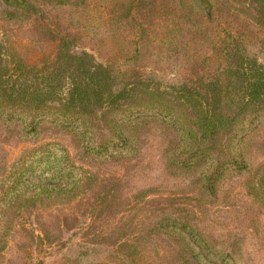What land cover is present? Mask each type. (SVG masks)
I'll return each mask as SVG.
<instances>
[{"label":"rangeland","instance_id":"rangeland-1","mask_svg":"<svg viewBox=\"0 0 264 264\" xmlns=\"http://www.w3.org/2000/svg\"><path fill=\"white\" fill-rule=\"evenodd\" d=\"M36 2L37 18L0 23L3 64L18 59L41 63L60 34L73 39L76 51L87 50L98 62L124 70L118 83L134 74H155L161 85L170 86L203 73L215 62L214 50L199 40L165 41V47H159L158 29L169 21L159 14L144 16L147 4L142 0ZM239 19L233 23L240 29L247 24L257 30L245 17ZM39 23L52 31L46 32ZM206 55L212 58L205 62ZM19 122L0 118V178L27 149L44 142L64 145L89 176L84 179L81 172L65 198L55 192L28 200L32 187L26 186L1 200L0 222L8 218L0 225L6 239L5 244L0 242V264H118L126 258V242L137 250L139 264H196L189 254H179L182 248L190 253L185 238L163 232L161 225L173 218L194 226L202 243L217 255L232 254L228 263L264 264V192L254 190L264 172V131L250 137L247 170L228 173L215 193L208 194L198 190L204 168L197 172L170 168L172 157L182 149L175 129L161 119L147 116L138 121L134 151L125 157L85 152L83 136L90 141L95 133L93 142L112 137L104 123L91 133L84 127L44 121L37 132L25 134ZM11 181L0 182V189Z\"/></svg>","mask_w":264,"mask_h":264},{"label":"trees","instance_id":"trees-1","mask_svg":"<svg viewBox=\"0 0 264 264\" xmlns=\"http://www.w3.org/2000/svg\"><path fill=\"white\" fill-rule=\"evenodd\" d=\"M47 1L72 5L82 2ZM142 3L147 4L141 11L144 16L159 14L169 21L158 29L160 39L155 41H160L159 47H165V41L182 44L185 40H199L198 44L214 50L213 65L170 86L161 85L155 74H134L118 83L124 70L117 71L113 63L98 62L87 50L76 51L73 39L60 34L42 65L22 59L3 64L0 57V118L21 121L25 134L37 132L44 121L64 128L84 127L91 133L104 123L111 138L93 142L95 133H92L90 141L85 136L83 139L85 152L108 157L116 154L125 157L134 151L133 134L140 119L147 116L161 119L175 129L182 149L172 157L170 168L175 172H197L204 168L199 176V193L202 190L214 194L225 175L247 170L246 148L250 137L264 131V0H142ZM170 4L172 9L168 8ZM38 14L36 0H0V23L37 18ZM240 16L251 21L257 30L247 24L244 29L236 26L233 22L240 20ZM38 27L48 33L52 31L46 23H39ZM212 57L206 55L203 60ZM127 127L133 131L127 132ZM23 154L0 178V182L12 180L0 189V205L1 200L26 186L32 187L28 200L55 192L65 198L70 191L68 187L84 171L58 142H44ZM84 172V179L88 178V171ZM255 186L254 190L264 192V172ZM7 218L4 216L0 225ZM161 227L163 232L188 241L183 240L191 248L190 253L182 248L179 254H189L196 264H224L233 259L232 254L217 255L213 247L203 244L201 235L185 220L168 219ZM1 241L6 243L3 232ZM124 246L130 247L124 249L127 262L125 258L118 264H139L137 250L129 242Z\"/></svg>","mask_w":264,"mask_h":264}]
</instances>
